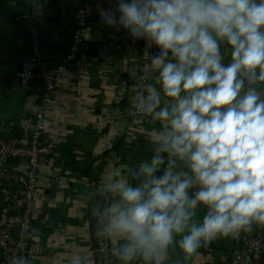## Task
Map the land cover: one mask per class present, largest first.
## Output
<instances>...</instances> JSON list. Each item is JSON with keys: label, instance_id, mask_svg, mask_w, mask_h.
<instances>
[{"label": "clouds", "instance_id": "9594fccd", "mask_svg": "<svg viewBox=\"0 0 264 264\" xmlns=\"http://www.w3.org/2000/svg\"><path fill=\"white\" fill-rule=\"evenodd\" d=\"M99 16L158 50L145 66L152 82L129 101L158 124L151 155L128 168L135 183L118 168L95 190L113 256L167 264L171 249L188 257L264 227V0H115Z\"/></svg>", "mask_w": 264, "mask_h": 264}, {"label": "crops", "instance_id": "0c3cea01", "mask_svg": "<svg viewBox=\"0 0 264 264\" xmlns=\"http://www.w3.org/2000/svg\"><path fill=\"white\" fill-rule=\"evenodd\" d=\"M85 1L42 0L39 10L44 61L50 71H61L46 109L47 133H58L61 140L40 172L37 198L42 211L32 235L37 254L29 264H70L76 254L83 258L82 264H106L96 251L102 200L95 190L107 173L118 168L135 183L128 168L151 155L146 137L158 127L141 115L119 116L134 96L140 45L126 31L101 23L100 9L115 7V0L105 1L84 29L78 55L66 61L64 50ZM24 13L25 0H0V124L21 130L31 121L42 92L36 87L26 90L16 74L22 55L30 50ZM244 233L249 232L240 234ZM110 242L113 249L116 242ZM238 246L236 236L205 243L188 257L174 248L167 264H226Z\"/></svg>", "mask_w": 264, "mask_h": 264}, {"label": "built area", "instance_id": "2783aa9c", "mask_svg": "<svg viewBox=\"0 0 264 264\" xmlns=\"http://www.w3.org/2000/svg\"><path fill=\"white\" fill-rule=\"evenodd\" d=\"M106 0H86L77 13L70 38L66 61L79 53L84 29L96 17ZM42 0H25V27L29 33L30 50L21 57V69L16 73L22 87L30 90L36 82L43 83V90L37 98V106L29 124L17 135L0 124V257L2 264H11L13 257L31 259L37 254L33 244V226L42 211L38 201L40 172L50 161L59 143L60 135L47 133L46 109L53 97L54 89L61 77V71L52 72L42 54L43 38L39 25V10ZM140 52L132 80L134 95L141 91V85L150 83L146 65L150 54L158 50L146 48L138 40ZM137 116L130 109L120 111L119 116ZM107 203L102 200L101 207ZM99 217L96 229L99 228ZM98 233V231H97ZM96 251L106 264H117L112 256L111 242L98 234ZM239 246L232 251L226 264H264V227L253 226L249 233L237 236ZM199 264H208L200 262Z\"/></svg>", "mask_w": 264, "mask_h": 264}, {"label": "trees", "instance_id": "16d2710c", "mask_svg": "<svg viewBox=\"0 0 264 264\" xmlns=\"http://www.w3.org/2000/svg\"><path fill=\"white\" fill-rule=\"evenodd\" d=\"M68 49H69V45L67 46V48H65V50H64V54L67 55V53H68ZM20 69H21V64H20L18 70H20ZM36 88H39L38 91H42V90H43V83H42L41 81L36 82ZM20 132H21V129H19L17 126L14 127V129L11 130V134H12V135H17V134H19Z\"/></svg>", "mask_w": 264, "mask_h": 264}, {"label": "water", "instance_id": "95a60500", "mask_svg": "<svg viewBox=\"0 0 264 264\" xmlns=\"http://www.w3.org/2000/svg\"><path fill=\"white\" fill-rule=\"evenodd\" d=\"M93 220H95V219H93ZM96 221V220H95Z\"/></svg>", "mask_w": 264, "mask_h": 264}]
</instances>
